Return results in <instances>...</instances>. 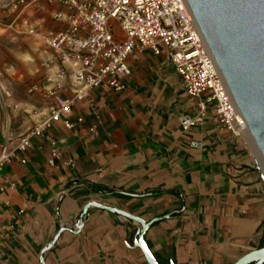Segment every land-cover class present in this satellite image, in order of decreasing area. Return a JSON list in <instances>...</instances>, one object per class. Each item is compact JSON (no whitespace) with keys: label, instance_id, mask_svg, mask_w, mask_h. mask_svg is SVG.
Wrapping results in <instances>:
<instances>
[{"label":"crops","instance_id":"1","mask_svg":"<svg viewBox=\"0 0 264 264\" xmlns=\"http://www.w3.org/2000/svg\"><path fill=\"white\" fill-rule=\"evenodd\" d=\"M54 10L62 9L32 6L22 19L39 32L61 29ZM21 24L4 18L0 39L24 36L42 48L43 57L23 97L20 79L0 80V119L6 114L0 143L44 118L53 103L44 89L60 82L63 96H71L69 83L55 77L56 65H45L53 52ZM127 64L123 91L93 89L73 105L81 123L69 130L53 124L3 166L0 264H40L43 248L60 228L65 230L43 253V264H147L133 247L136 225L120 215L89 207L75 230L89 202L145 221L171 214L144 234L159 264H232L264 243V172L248 135L219 129L212 104L184 131L180 118L193 119L198 108L167 55L133 51Z\"/></svg>","mask_w":264,"mask_h":264},{"label":"built area","instance_id":"2","mask_svg":"<svg viewBox=\"0 0 264 264\" xmlns=\"http://www.w3.org/2000/svg\"><path fill=\"white\" fill-rule=\"evenodd\" d=\"M32 6L61 8L52 12V19L63 22V28L36 30L22 19ZM6 17L11 18V24L21 22L27 35L53 52L45 65H56L55 77L69 83L71 96H63L65 87L60 82L44 89L53 99L48 113L25 134L15 139L4 137L0 143V172L5 164L19 159L17 153L24 154L31 148L33 137H42L53 124L59 122L69 130L81 123L82 118L73 114V105L93 89L105 85L113 92L123 91L124 80L130 75L127 59L133 51L167 55L185 95L195 100L198 108L193 119L180 118L184 131L199 123L208 104H212L219 129L235 137L248 135L186 0H0V28ZM46 82L50 83V78ZM189 146L200 145L190 142ZM20 162L24 163L25 157Z\"/></svg>","mask_w":264,"mask_h":264},{"label":"water","instance_id":"3","mask_svg":"<svg viewBox=\"0 0 264 264\" xmlns=\"http://www.w3.org/2000/svg\"><path fill=\"white\" fill-rule=\"evenodd\" d=\"M186 2L246 123L252 142L264 159V0ZM89 207L103 209L132 221L136 225L133 247L140 249L147 264H159L147 247L144 234L154 222L166 219L171 214L145 221L118 209L89 202L83 207L75 230H80L82 218ZM64 230L60 228L43 248L40 264H43V253L52 247ZM232 264H264V246L246 253Z\"/></svg>","mask_w":264,"mask_h":264},{"label":"rangeland","instance_id":"4","mask_svg":"<svg viewBox=\"0 0 264 264\" xmlns=\"http://www.w3.org/2000/svg\"><path fill=\"white\" fill-rule=\"evenodd\" d=\"M117 34L119 35L118 32ZM42 51L41 47L24 36H15V38H8L5 36L1 38L0 80L11 78L20 79L18 82L23 90V93L20 95L23 97V95L26 94V87L36 80V77H34L35 74H33L32 71L39 66L41 57H43ZM1 91L3 92L4 90ZM15 94L16 96L18 95L17 93ZM0 106L3 107L1 104ZM5 116L6 114L4 117L2 114L0 122L6 120Z\"/></svg>","mask_w":264,"mask_h":264},{"label":"bare ground","instance_id":"5","mask_svg":"<svg viewBox=\"0 0 264 264\" xmlns=\"http://www.w3.org/2000/svg\"><path fill=\"white\" fill-rule=\"evenodd\" d=\"M248 130V129H247ZM248 137L251 139L250 135H249V132H248ZM252 141V139H251ZM256 149V147H255ZM256 154H257V157H258V161L260 163V166H261V170L262 172H264V159H262V157L260 156V154L258 153L257 149H256Z\"/></svg>","mask_w":264,"mask_h":264},{"label":"trees","instance_id":"6","mask_svg":"<svg viewBox=\"0 0 264 264\" xmlns=\"http://www.w3.org/2000/svg\"><path fill=\"white\" fill-rule=\"evenodd\" d=\"M261 246H264V243H262V245Z\"/></svg>","mask_w":264,"mask_h":264}]
</instances>
